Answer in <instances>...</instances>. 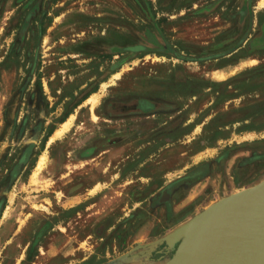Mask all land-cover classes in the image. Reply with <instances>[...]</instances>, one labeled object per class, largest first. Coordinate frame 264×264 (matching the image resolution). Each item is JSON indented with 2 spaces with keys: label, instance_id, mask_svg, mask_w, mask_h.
Returning <instances> with one entry per match:
<instances>
[{
  "label": "rangeland",
  "instance_id": "1",
  "mask_svg": "<svg viewBox=\"0 0 264 264\" xmlns=\"http://www.w3.org/2000/svg\"><path fill=\"white\" fill-rule=\"evenodd\" d=\"M263 177L264 0H0V264H160Z\"/></svg>",
  "mask_w": 264,
  "mask_h": 264
},
{
  "label": "water",
  "instance_id": "2",
  "mask_svg": "<svg viewBox=\"0 0 264 264\" xmlns=\"http://www.w3.org/2000/svg\"><path fill=\"white\" fill-rule=\"evenodd\" d=\"M160 241L172 250L160 264H264V177L217 199L151 244Z\"/></svg>",
  "mask_w": 264,
  "mask_h": 264
},
{
  "label": "bare ground",
  "instance_id": "3",
  "mask_svg": "<svg viewBox=\"0 0 264 264\" xmlns=\"http://www.w3.org/2000/svg\"><path fill=\"white\" fill-rule=\"evenodd\" d=\"M163 191H165V192H166V189H164ZM166 194H167V193H166ZM167 199H168V194H167ZM167 199H166V200H167ZM208 206H209V205H208ZM208 206H207V207H208Z\"/></svg>",
  "mask_w": 264,
  "mask_h": 264
}]
</instances>
